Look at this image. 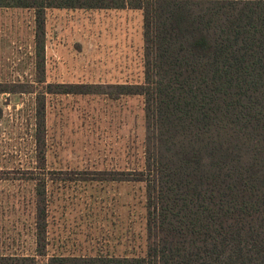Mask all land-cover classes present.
<instances>
[{
  "label": "trees",
  "instance_id": "obj_1",
  "mask_svg": "<svg viewBox=\"0 0 264 264\" xmlns=\"http://www.w3.org/2000/svg\"><path fill=\"white\" fill-rule=\"evenodd\" d=\"M0 8L33 10L40 79L47 9L141 12L140 83L109 92L48 85L33 117L43 134L47 93L143 99L140 166L94 181L143 186L146 234L141 256L49 255L47 184L55 172L37 142L38 165L17 178L32 184L33 247L0 255V264H264V0H0Z\"/></svg>",
  "mask_w": 264,
  "mask_h": 264
},
{
  "label": "rangeland",
  "instance_id": "obj_2",
  "mask_svg": "<svg viewBox=\"0 0 264 264\" xmlns=\"http://www.w3.org/2000/svg\"><path fill=\"white\" fill-rule=\"evenodd\" d=\"M34 24L31 9L0 8V87L13 91L0 93V255L32 250V184L17 178L19 170L38 165V142L46 168L55 172L47 184L48 254L141 256L143 186L94 180L140 166L143 99L47 93L43 134L33 116L48 85L93 84L109 92V85L140 83L142 14L47 9L44 83L35 75ZM20 84L34 93H17Z\"/></svg>",
  "mask_w": 264,
  "mask_h": 264
}]
</instances>
